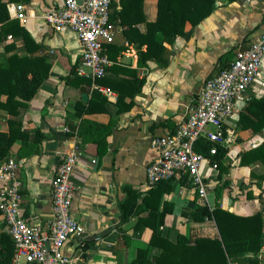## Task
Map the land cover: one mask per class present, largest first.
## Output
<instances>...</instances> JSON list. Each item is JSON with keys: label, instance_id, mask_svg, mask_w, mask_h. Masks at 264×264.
Wrapping results in <instances>:
<instances>
[{"label": "crops", "instance_id": "crops-1", "mask_svg": "<svg viewBox=\"0 0 264 264\" xmlns=\"http://www.w3.org/2000/svg\"><path fill=\"white\" fill-rule=\"evenodd\" d=\"M4 1L9 17L17 19L28 31L31 42L29 51L24 39L8 35L0 41V62L6 66L7 57L17 53L43 56L50 63L48 75L19 116L30 138L17 139L3 162L10 158L17 162L11 180L17 183L24 218L47 228L52 217L51 179L63 153L77 146L81 155L72 173L75 191L71 214L83 225L84 232L63 247L64 254L72 258L69 264H138L134 261L137 250L149 247L152 234L147 226L134 230L138 218L148 214L134 211L153 187L146 181L145 170L156 155L151 141L174 130L205 79L264 31V0H216L215 9L201 23H186L183 35H177L172 42L163 41L162 61L153 58L143 66L138 65V56L139 49L145 50L146 45L139 48L129 42L123 33L125 27L116 19L120 30L112 44L120 51L115 60L107 56L112 62L109 68L116 65L107 76L139 80L140 86L133 95V90L125 87L120 99L115 89L104 87L110 90L105 94L95 88V83L71 82L75 73L87 76L80 73L86 70L81 65V45L70 29L55 30L46 20L47 12L58 8L62 0ZM10 4H22L24 16L16 17ZM113 10L111 7L110 13ZM142 12L146 21H155L157 0H143ZM136 27L142 32L146 29L144 23ZM11 42L14 49L7 50ZM93 90L100 92L104 103L94 106L90 113H79L91 100ZM82 94H86L85 99ZM247 96L248 100L238 104L222 126L226 153L221 162L226 169L213 168L208 160L202 163L200 175L210 185L205 196H200L185 179L168 181L170 189L163 192L161 202L171 204L172 210L164 215L163 236L172 235L174 228L188 245L198 238L219 239L213 216L196 221L187 215L197 206L210 211L221 208L239 216L260 212L264 218V166L260 162L241 164V154L264 141V127L254 131L239 124V115L249 100L264 97V56L260 75L247 90ZM9 117L6 110L0 109L1 131L8 130ZM97 123L109 129L105 133L102 128L100 132L94 131L93 124ZM90 126V134L94 132L96 137L103 138L100 146L94 140H84L80 134V130L85 133ZM11 180L0 171V186ZM128 190L137 196L131 204L132 213L125 217L122 208L131 199ZM98 234L99 237L87 240ZM7 237L8 228L0 214L1 246L5 244L2 239ZM160 252L150 247L147 257L158 264ZM229 259L241 264L249 260L264 264V237L258 251L246 250ZM2 264L35 263L24 255L16 258L13 252L11 261Z\"/></svg>", "mask_w": 264, "mask_h": 264}, {"label": "trees", "instance_id": "trees-1", "mask_svg": "<svg viewBox=\"0 0 264 264\" xmlns=\"http://www.w3.org/2000/svg\"><path fill=\"white\" fill-rule=\"evenodd\" d=\"M142 1L118 0L111 5L114 10L110 13L111 21L115 22L116 19H119V24L125 27L123 33L129 42L136 43L139 48L146 45L145 50L139 49V66L145 65L148 60L153 58L162 61L163 41L172 42L177 35H183L186 23H190L192 26L198 25L216 7V0H157L156 20L146 21L142 12ZM139 23L145 24V31L142 32L136 27ZM8 35L24 39L25 45L30 51L29 42L31 39L28 31L17 19L9 17L7 2L0 0V41H4ZM11 49H14L13 42L7 45V50ZM103 49L104 53L113 60L116 59L120 51V47L112 43H105ZM232 59L222 63L220 70L227 67ZM114 67L116 65L107 67L104 75L94 79L75 73L71 82L77 85L79 83L86 85L95 83L99 86L115 89L118 91V99H120L125 87H130L133 90L130 95L140 90L139 80H117L108 77V70L113 71ZM49 69L50 63L43 56L13 53L7 57L6 66L0 62V109L6 110L10 115L7 119L8 130H0V165L7 158L9 150L17 139L29 140L30 133L24 128L19 116L21 110L28 106V101L35 95L48 75ZM2 96L5 98L2 99ZM103 103L104 98L100 92L93 90L91 100L86 107L80 109L79 113L83 111L90 113L94 111V106ZM239 124L243 129L252 128L254 131H259L264 127V97H252L249 100L245 110L239 115ZM93 126L94 131L98 132L101 131V128L105 130L104 133L109 129L99 123L93 124ZM91 130L90 126L85 133L80 130V134L84 140H94L100 146L103 138L96 137L94 132L90 134ZM208 146L209 143L200 138L195 149L206 153ZM225 153L224 147H218L217 153L210 156V159L217 163L220 171L226 169L221 162ZM255 162H260L264 166V141L241 154L242 165ZM166 189H170L168 181L158 182L142 197V202L134 211L135 214L148 212L147 216L138 218L134 230L141 229L142 226H147L152 230L149 247L137 250L134 259L136 263L156 264L147 257L150 247L162 251L157 257L158 264H167L166 262L169 264H228V259L235 258L240 252L259 250L261 238L264 237V218L260 212L248 216H239L221 208L210 211L205 206H197L187 215L196 221H202L205 216H213L219 230V239L198 238L194 244L188 245L186 238L174 228L171 230L173 236H163L161 226L164 224V215L172 210L171 204L165 201L161 202L163 192ZM128 192L131 199L125 202L122 208L125 217H127V212L137 196L133 190H128ZM161 203L162 207L160 206ZM8 236L6 240L2 239L5 244L0 245V264L9 263L14 252L13 240L9 233ZM168 239L174 243L169 242ZM249 263L257 264L251 260L246 264Z\"/></svg>", "mask_w": 264, "mask_h": 264}, {"label": "built area", "instance_id": "built-area-1", "mask_svg": "<svg viewBox=\"0 0 264 264\" xmlns=\"http://www.w3.org/2000/svg\"><path fill=\"white\" fill-rule=\"evenodd\" d=\"M117 1L82 0L78 3L77 0H62L58 8L46 14L53 29L68 28L75 33L81 45V65L86 68L80 73L92 79L104 75L112 63L103 45L113 43L120 30L117 23L110 20L111 5ZM11 7L16 17L24 16L22 4ZM263 56L264 31L255 35L247 47L237 50L227 67L205 79L174 130L153 138L151 144L156 155L145 169L149 186L185 179L200 196H205L210 185L200 175L202 163L208 160L217 168L210 156L225 143L222 126L238 104L248 100L247 90L260 75ZM94 86L105 94L110 92L102 86ZM200 138L209 143L206 153L195 149ZM80 155L78 147L71 146L61 156L51 179L52 217L46 229L28 222L23 216L18 186L11 180L17 162L10 158L0 165V171L11 180L0 186V214L13 240L16 258L24 255L35 264L71 263L72 258L64 254L63 247L84 232L83 225L71 214L75 191L72 173ZM228 264L241 263L228 259Z\"/></svg>", "mask_w": 264, "mask_h": 264}, {"label": "water", "instance_id": "water-1", "mask_svg": "<svg viewBox=\"0 0 264 264\" xmlns=\"http://www.w3.org/2000/svg\"><path fill=\"white\" fill-rule=\"evenodd\" d=\"M81 1L82 0H77L78 3H81ZM82 98L85 99L86 98V94H82ZM133 209H134V205H131L129 210H128V212H127V214L130 215L132 213ZM98 236H99V234L91 236V237L87 238V240H93V239L97 238Z\"/></svg>", "mask_w": 264, "mask_h": 264}]
</instances>
